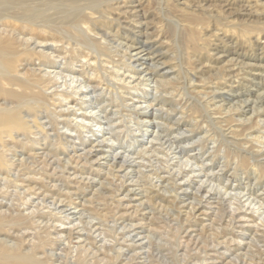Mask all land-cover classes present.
Listing matches in <instances>:
<instances>
[{"label": "bare ground", "instance_id": "6f19581e", "mask_svg": "<svg viewBox=\"0 0 264 264\" xmlns=\"http://www.w3.org/2000/svg\"><path fill=\"white\" fill-rule=\"evenodd\" d=\"M115 1L117 0H0V170L5 171L6 169L8 170L7 172H10L11 168L14 169V166H17L14 164V161L7 158V152L11 150V147H7V145L13 140L20 141L17 137L21 132L24 135L30 136V134L34 133L33 128H36L46 133L45 125L38 119V112L41 111V108L39 109L38 107L41 106L39 100L48 95L47 90L52 89L50 100L53 99V96L63 97V99L54 98L58 100L57 103L52 100V105L63 107L66 106L64 100H67L69 97L75 101L74 95L80 92L79 94H83L84 96L82 97L85 98L86 94L102 91L101 88L104 85L105 88L117 89L120 93L122 89L128 91L127 94H130L131 90L135 92V95L131 94V96L135 97L131 98V100L133 99L131 109L135 115L133 117L136 118L139 125L155 128V130H150L148 134L151 136L150 140H148L151 147L154 145L153 141H160L161 136V133L158 132L161 123L154 120L158 115H162V112L165 110L162 107L153 108V103L151 102L147 103L144 107L138 106L134 102L136 97L145 99L148 91L154 92V96L157 94H168L171 98L176 96L182 98L183 94L186 93L192 97H196V101L200 104L199 108L201 111H205L206 121H203L204 119L202 118L200 119L201 125L195 126L190 124L186 131L191 132V134H198V132L207 133L210 129H202L203 124H205V128L211 126L216 137L217 135L221 136V139H225L234 145L238 151H242L247 155L241 156L242 158L239 157L240 164L243 163L242 165L245 167L243 168L245 169V178L250 180L251 176H254L261 180V177L264 176V28H261V26H249L250 29H243L236 34H232V36H235V39H228L229 34H231L228 29L232 26L231 21H240L241 23H249L251 25L264 23V21H255L262 20L260 17L255 16L264 12V10L254 9L253 5L244 3L238 4L234 8L230 6L229 0H219L214 5L208 4L209 0H199L197 4L194 0H166L181 3L194 10L205 11V13L207 12L211 15L210 17H214L217 20L221 15L226 16V19L232 17V20H228L226 23V27L229 28H226V33L222 34L223 37L225 36V39L221 37L222 42L217 43L213 50H211L213 58L218 60L220 65L209 70L208 67H211L210 65L199 64L197 71L207 74L206 77H202V75H196V73H188L179 64L173 65L170 62L171 58L165 60L166 51H161L158 46V48L152 46L154 38L158 37L159 32L157 33L155 29L149 26L147 21H144L142 0H120L121 4L119 1L114 3L119 8L120 13L126 15V17H123V19L121 17H112L118 22V26L107 24L105 19L111 18V16H106L104 13L106 5ZM158 1L161 4L165 0ZM261 4L264 5L262 2ZM103 6H105V9H102ZM213 6H217L220 14L212 13L211 8ZM51 9L54 11L50 13L49 10ZM57 13H63L62 23H66V26L79 30L81 37L72 35L73 33L67 28L62 27V32L57 31V28L52 25H47L56 21L51 18V14ZM254 18L256 19L253 20ZM168 20L173 21L174 25L179 28L178 19L173 18L170 20L168 18ZM58 21L60 22V20ZM71 38L75 39V41H71ZM260 38L263 39V42H260ZM245 43L246 45L243 47ZM78 51L82 54L78 53ZM247 51L252 52V54L247 55ZM70 54H73L75 57ZM78 62L81 70L75 69ZM165 65L168 66L165 68ZM116 68H123L124 70L120 71ZM160 68L165 69L162 72H158ZM97 70L101 71V73L99 72L101 80L96 79ZM233 79H236V81H233ZM233 82L236 83L237 87L233 88L231 85ZM2 83L14 86V88H3ZM61 87L63 88L59 90ZM89 87L90 90L86 92ZM245 87L248 88L246 89ZM68 88H71V91H68ZM249 88L252 89L250 90ZM170 89L171 91H169ZM137 91H140V94ZM84 98H80L79 102L76 101L74 103V105H78L77 109H70L68 106L65 110L64 107V109L57 112L55 119H51L50 123L53 124V129L57 132L56 134L60 140L62 139V135L72 136V134L59 133V124H64L68 130L72 131L77 129L71 126V122L74 120V125L76 124L77 127L79 125H82V127L87 126L85 123L79 124L76 120L79 116L88 120L93 119L94 113H91V110L87 112V108L83 107L85 102L88 101ZM29 100L32 101L29 102ZM108 100L119 107L129 106L127 99L122 94L118 98V101L114 98ZM162 101L164 102L165 99H162ZM45 106L49 109L50 105L45 104ZM81 109L85 111L78 112ZM172 111L174 112L175 109ZM116 113H111V116L104 115L99 119H106L107 123L111 124L112 116ZM68 114L73 115L74 118L70 120L65 118ZM59 117L64 118L58 120ZM99 122V124H102L101 120ZM183 123L185 124L184 120L177 119L174 124L175 127L168 126L166 129L171 130L175 128L178 130ZM146 134L147 130L143 131L142 136ZM174 140L175 142H180L177 136H174ZM104 141V139L100 140L96 146H104ZM83 143L81 141L82 145ZM61 145L63 146L64 144L61 142ZM112 145L110 144L109 147L112 148ZM63 148L66 149L65 146ZM92 148L93 146L84 152L85 157L83 158L85 160L89 159L88 156L91 154ZM140 151L143 152L145 150L142 148ZM147 151H145V154H147ZM117 155H112L113 164L111 165L113 167L117 166L118 171L127 169L121 176L122 179L125 178V180H122L121 186H123L129 176L128 174L133 171L132 169L128 172V168L133 165L138 166L139 164L135 159L130 161L125 155ZM118 158L120 160L117 162ZM65 164H69L68 161H65ZM178 166L180 167L179 172L177 170V174L175 171V176H178L180 173V179L165 178L160 175L159 177L163 182L168 179H174L172 180L174 181L172 184H174L175 189H183L181 186L184 183H187L186 185L190 187L192 183H195L194 177H198L199 174L190 177L185 172L189 171L193 173L195 171L194 168L190 167L187 169V164H180ZM224 166L227 167V164L225 163ZM17 174L20 177V174ZM203 175L204 177L209 176V174L205 173ZM186 176H188V179L184 178ZM15 179L13 178L12 180ZM26 179L28 180V178ZM177 180L182 181L177 183ZM203 180L201 178L198 180L195 193H187L185 189L182 190L183 197L178 198V207L181 210L180 213H185L184 221L186 223L189 220L198 219L200 215H213L215 217H213L210 223L201 224L199 229L192 228L193 224L190 225L191 230L189 231H202L210 227L212 235H215L219 239L224 237L226 242L228 240L233 241L232 243L237 248L248 246L246 251H249L257 241L264 242V215L262 220L257 223L256 219L258 218L254 214L256 212H259L260 215L264 213L263 203L260 201L252 203L254 199L248 202V197L243 200V195L241 196L237 192L235 195L226 196L227 192L222 193V190L213 189L209 187L210 185L204 183ZM126 188L124 197L128 196V199H131V195L146 197L145 193L148 192L145 188L139 189L137 192L132 187ZM2 191L3 189L1 188ZM171 191L173 190L171 189ZM201 191L204 193L199 194ZM24 193L25 191L22 192V194ZM17 194L22 195L21 192H17ZM165 194V192H161L162 196H166ZM206 195L208 196L204 198ZM23 197L25 198L24 195ZM173 198L176 200L177 196H173ZM232 200L236 206L230 209ZM32 202L34 201L25 198V201L21 204L27 205ZM56 202L60 203L57 204ZM61 202L62 200H56L48 204L46 199H41V203L37 205L50 209L47 211V214H43L39 210L40 208L29 212V217L35 225H40L43 222L42 220L39 221V218L51 217L56 214L60 219L64 217L68 220L67 224L75 221L69 227H60L58 229L55 224H48V221L43 224L44 226H50L51 230H55L56 232L57 241L52 246L61 245L62 241L65 243L64 245H69L72 236L75 235L74 239L76 243H79V246L76 244V247H81L93 256L108 255L116 251L115 256L122 255L125 261L124 264H156L154 263L156 259H151L153 257L152 253L150 255L146 253L147 257L150 258L148 260L145 257H141L145 252H140V250L145 246L138 242L141 238L134 239V237H137V234H134L130 238L126 235L131 234L136 226L125 225L122 227V240L125 242L130 241L131 243L125 244V242H122L117 244L119 247L116 249L114 242H112L114 244H111L104 238H100L102 231L98 232L100 230L99 223L92 222L93 217H82V213L77 212L80 216L74 218V212L67 214L70 208L64 209L65 206H70L72 203L66 205L61 204ZM51 205L52 207H50ZM140 205H142V201H140ZM245 205L247 207L244 210L242 208ZM254 205H257V207H254ZM1 206H6L7 210H0V214H6V216L19 215V212L14 213L10 205L2 202V200H0V208ZM216 206L217 209L214 211ZM69 215L70 217H68ZM207 218L210 219V216H207ZM211 224H215L216 227H212ZM131 227L133 229H130ZM227 227H238L240 231H238L236 237L240 240H234L232 237L227 239L226 235H221L222 230ZM206 230L211 231L209 229ZM63 232L66 233L63 234ZM25 234L27 232H20L19 236ZM232 234L235 235V232L232 231ZM187 236L191 237L190 234H187ZM10 237L15 238L17 235L11 232ZM245 239H249L250 241L248 243H241ZM218 240L212 245V249H215V246L225 241ZM11 242V240H6L5 238L0 239V264H46L42 260L44 256H39L36 253L31 254L29 251H17V244ZM151 245L149 249L154 248L155 250L161 248V246ZM125 246L126 249H123ZM130 252L132 253L130 254ZM257 252L256 260L264 263V250L258 249ZM59 258V256L52 257L50 264H66Z\"/></svg>", "mask_w": 264, "mask_h": 264}, {"label": "rangeland", "instance_id": "374dc122", "mask_svg": "<svg viewBox=\"0 0 264 264\" xmlns=\"http://www.w3.org/2000/svg\"><path fill=\"white\" fill-rule=\"evenodd\" d=\"M118 1L120 4L122 3L120 0H117L106 5L104 13L106 16H111V18L105 19L107 24L118 26V22L112 17H121V19L126 17V15L120 13L119 8L114 4ZM170 1L165 0L161 4L158 0L141 1L144 21H147L149 26L155 29L157 33L159 32L158 37L154 38L152 46L154 48L159 47L161 51H166L165 60L171 58L170 62L173 65L179 64L183 70L186 69L190 74L196 73V75L206 77L207 74L197 71L198 65L201 63L202 65H210L211 67H208L209 70L220 65V62L213 58L211 50H213L217 43L222 42V34L226 33V28H229L226 27V23L228 20H232V17L226 19V16L221 15L217 20L214 17H210L211 15L207 12L205 13V11L194 10L181 3ZM194 1L196 4L199 2V0ZM218 2L219 0H209L207 3L214 5ZM229 2L230 6L234 8L238 4L244 3L253 5L254 9L264 10V5L261 4V2L264 3V0H229ZM102 9H105V6ZM52 11L54 10H49L50 13ZM211 11L213 14H220L217 6H213ZM62 16L63 13L51 14V18L56 21L47 25H52L57 28V31L62 32V27L67 28L73 33L72 35L81 37L79 30H75L66 26V23H62ZM169 16L172 19L179 20V28L174 25L173 21L168 20V18L172 20ZM255 17H260L262 20H255L256 18L253 20L263 22L264 12ZM231 22L232 26L228 29L231 34H229L228 39H235V36H232V34H236L243 29H250L249 26H261V28H264V23L251 25L249 23H241L240 21ZM90 27L92 26L90 25ZM71 41L74 42L75 39L71 38ZM260 42H263L262 38H260ZM245 45L246 43L243 47ZM78 53L81 52L78 51ZM250 54L252 52L247 51V55ZM70 55L74 56L73 54ZM172 64L170 65L172 66ZM78 65L79 62L75 66V69L81 70ZM167 66L165 65L164 67L166 68ZM165 68H160L158 72H162ZM116 69L120 71L124 70L123 68ZM96 72V79L101 80V71L97 70ZM233 81H236V79H233ZM1 85L6 89L14 88V86L6 85V83H2ZM231 85L233 88L237 87L235 82L231 83ZM62 88H59V90ZM245 88L247 89L248 87ZM101 89L102 91L86 94L85 98L79 92L74 95L75 101L71 100L70 97L64 100L66 106L63 107L52 105V100L55 103L58 102L54 98L63 99V97L53 96V99L50 100L52 89L47 90L48 95L39 100L41 106L38 107L39 109L41 108V111L38 109L40 111L38 112V119L45 125L46 133L33 128L34 133L30 134V136L24 135L21 132L17 137L20 141L13 140L8 143L7 147H11V150L7 152V158L14 161V164L17 166H14V169L11 168L10 172H7L8 170L6 169L5 171L0 170V200L9 204L11 210L14 213L19 212V215L6 216V214H0V239L5 238L16 243L17 251H29L31 254L36 253L39 256H44L42 260L46 264H50L52 257L55 256H59V259L66 264H124L125 261L122 255L115 256L116 251L97 257L84 251L81 247H76V244L79 246V243H76L74 239L75 235L72 236L69 245H64L65 243L62 241L61 245L52 246L57 241L56 232L55 230L52 231L50 226H44L43 224L48 221V224H55L58 229L60 227H69L75 221L67 224L68 220L64 217L60 219L56 214L51 217L39 218V221L42 220L43 222L40 225H35L29 217V212L40 208L39 210L46 215L50 209L37 205L41 203V199H46L48 204L56 200H62L61 204L67 205L72 203L70 206H65L64 209L70 208L67 214L74 212V218L80 216L77 212H81L82 217H93L92 222L99 223L100 230L98 232L102 231L100 238H104L108 243H115L116 249L119 247L117 244L125 242L122 240V227L125 225L136 226L131 234L126 235L130 238L134 234H137V237H134V239L141 238L138 242L145 246L140 250V252H145L141 257H145L148 260L150 258L147 257L146 253H149V255L152 253L153 257L151 259H156L154 260L156 262L153 261L156 264H264L256 260L257 250H264L263 241L254 243V246L249 251H246L248 246L237 248L232 243L233 241L228 240L226 242L224 237L219 239L215 235H212L210 227L206 229L211 231L206 229L202 231H189L191 230L190 225L193 224L192 228L199 229L201 224L210 223L215 216L200 215L198 219L189 220L186 223L184 221L185 213H180L178 198L183 197L182 190L185 189L187 193H195L200 178L204 179V183L210 185L209 187L222 190V193L227 192L228 195L226 193V196L235 195L237 192V194L243 195V200L248 197V202L254 199L252 203L260 201L264 206V176L261 177V180L254 176H251L250 180L245 178V169H243L245 167L242 165L243 163L240 164L241 162H239V157L247 156L244 152L238 151L234 145L225 139H221V136L217 135V138L211 126L205 128V124H203L202 129H210L207 133L198 132V134H191V132L186 131L190 124L199 126L202 123L200 120L202 118L204 119L203 121H206L205 111H201L199 108L200 104L196 101V97H192L186 93L183 94L182 98L179 96L171 98L168 94H157L154 96V92L150 91H148L145 99L136 97L134 102L138 106L144 107L147 103L151 102L153 103V108L162 107L165 110L162 112V115H158L154 120L161 123V127L158 129V132L161 133V142L155 140L153 141V147H151L148 143L151 136L148 134L150 130H155V128L152 126H141L136 118L133 117L135 115L131 109V102L133 100L131 98L135 97L131 96V94L135 95V92L131 90L130 94H127L128 91L122 89L120 93L119 90L108 89L104 85H102ZM249 89L251 90L252 88ZM67 90L71 91V88ZM89 90L90 87L87 88L86 92ZM137 92L140 94V91ZM121 94L125 96L129 106L119 107L115 103L109 102L108 99L110 98L118 101ZM80 98L88 100L83 107L87 108V112L91 110V113H94L93 119L88 120L79 116L76 119L79 124L85 123L87 126L82 127V125H79L77 127L76 124L74 125V120L71 122V126L77 129L72 131L68 130L64 124H59V133L72 134V136L62 135V139L60 140L56 134L57 132L53 129V124L50 123L51 119H55L57 112L64 109V107L65 110L68 106L70 109H77L78 105H74V103L76 101L79 102ZM162 99H165V101L163 102ZM144 100L146 102H142ZM31 101L29 100V102ZM45 104L50 105L49 109L46 108ZM174 109L175 111L173 112L172 110ZM81 111L85 110L81 109L78 112ZM113 112L117 113L112 116L111 124L107 123L106 119H99L104 115L111 116ZM62 118L64 117H59L58 120ZM65 118L70 120L74 116L68 114ZM177 119L184 120L185 124L183 123L178 130L175 128L167 130L168 126L175 127L174 124ZM99 120H101L102 124H99ZM195 121L198 122L195 123ZM145 130H147V134L142 136ZM174 136H177L180 142H175ZM102 139L105 140L104 146H96L97 142ZM81 141L84 142L83 145ZM61 142L67 150L63 148ZM110 144H113L112 148L109 147ZM92 146V152L88 156L89 159L85 160L83 158L85 157L84 152ZM142 148L145 151L149 150L147 151L149 155L145 154V151L141 152ZM114 154H118L117 156L125 155L130 161L135 159L139 164L138 166L133 165L128 168V172L132 169L133 171L128 174L129 176L125 181L126 186H121L122 180H125L121 176L127 169L118 171L117 166L113 167L111 165L113 164L111 157ZM46 155L47 157H45ZM80 155L81 157H79ZM119 160L120 158L117 159V162ZM65 161H68L69 164L64 165ZM225 163L227 167L224 166ZM180 164H187V169L192 167L195 170V173L186 171L185 174H188L190 177L197 174L199 176L194 177L195 183H192L190 187L186 185L187 183H184L181 186L183 189H175L174 184H172L174 181L172 180L180 179V173L178 176H175V171L177 172L178 170L179 172L180 167L178 165ZM17 173L20 174V177H18ZM170 173L172 174L169 175ZM204 173L209 174V176L204 177ZM159 175L174 179H168L163 182ZM130 176H132L131 182ZM13 178L16 179L12 180ZM184 178L188 179V176ZM179 181L182 180H177L176 182L178 183ZM126 187H132L136 192L139 189L145 188L148 191L145 193L147 198L141 197V195H131V199H128V196L124 197ZM1 188L3 189L2 192ZM6 188L7 190H5ZM24 191L25 193L22 194ZM162 191L166 193V196L161 195ZM17 192H21L22 195L20 196ZM2 193L4 194L1 195ZM200 193L204 192L201 191ZM23 195L34 202L27 205L21 204L25 201V198H22ZM173 196H177V199L174 200ZM140 201H142V205L139 206ZM231 202L230 209H233L236 204L233 203V200ZM56 203L59 204L60 202ZM257 205H254V207H257ZM246 207L247 205L242 209L245 210ZM216 209L217 206L214 208V211ZM0 210H7L6 206H1ZM254 214L258 218L256 219L257 223L262 220L264 215V213L260 215L259 212ZM207 216H210V219ZM211 225L212 227H216L215 224ZM130 229H133V227ZM232 231L235 232V235L232 234ZM238 231H240L238 227H227L222 230L221 235H226L227 239L232 237L234 240H240L236 237ZM11 232L16 234L17 237H10ZM20 232H27V234L19 236ZM65 233L63 232V234ZM187 234H190L191 237L187 236ZM216 240L225 241L215 246V249H212V245L217 242ZM249 241V239H245L241 243H248ZM130 243V241L125 242V244ZM151 244L158 247L161 246V248L155 250L154 248L149 249ZM123 249H126V246Z\"/></svg>", "mask_w": 264, "mask_h": 264}]
</instances>
